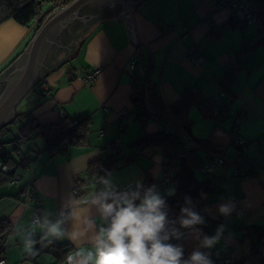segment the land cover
I'll return each mask as SVG.
<instances>
[{
    "label": "crops",
    "instance_id": "obj_1",
    "mask_svg": "<svg viewBox=\"0 0 264 264\" xmlns=\"http://www.w3.org/2000/svg\"><path fill=\"white\" fill-rule=\"evenodd\" d=\"M106 2L94 0L83 7L99 6L107 14L96 17L94 12L78 13L82 23L75 26L72 34L76 28L82 29L79 43L71 42V32L63 40L58 36V39L49 38L44 52H40L42 65L31 86L21 92L5 120L4 125L9 124L17 111L32 110L40 121L65 113L71 117H88L90 131L87 146H71L66 153L51 156L41 152L40 157L21 168L25 174L16 172V182L0 185V218L10 223L3 242L4 263L52 264L57 259L52 247L65 251L59 264H67V256H76L78 250L83 255L76 256L77 260L84 259L88 252H95L100 230L106 228L99 205L92 203L100 196L93 186L79 193L77 178L86 173L90 160L105 155L102 148L106 140L120 138L124 156L132 153L129 143L135 138L156 131L160 124L159 128L169 127L155 119L142 125L143 119L132 109L133 70L143 73L144 66L151 68V76L167 105L184 89H192L199 98H211L216 106L224 105L226 115L221 119L207 117L199 107V112L195 109L191 112L190 107L191 136L208 138L216 148L224 147L229 154L235 152L230 144L232 137L241 136L246 141L244 151L255 167V172L244 176L232 175L229 163L201 172L203 180L213 185L203 195V218L207 219L204 236L215 235L221 225L224 232L219 243L209 250L199 247L198 225L186 229L175 225L173 229L180 233L179 239L175 237L176 245L186 254L210 251L214 264L218 258L225 257L233 261L243 257L249 261L252 238L243 233L242 227L264 228V46L259 45L261 37L253 43L258 33L253 35L250 25L239 30L238 25L228 24L230 10L215 8L210 0H141L130 4L126 17L121 15L122 5L111 2L114 7L108 8ZM90 16L96 19L91 21ZM36 25L26 27L12 18L0 23V93L6 76L14 67L23 65L25 57L19 64L18 59L41 27L35 31ZM226 27L233 30L227 31ZM140 44L139 53L137 45ZM213 44L218 54L216 61L210 62ZM135 53L139 58L131 67ZM96 66L101 71L94 80L79 77L80 72ZM37 82L43 83L41 93L34 90ZM224 82L229 83L223 86ZM29 94L33 95L27 98ZM23 100H26L24 109L17 110V104ZM121 108L128 110L122 132L118 122ZM238 112L242 118L234 124ZM39 144L36 149L41 148ZM198 154L201 158L206 156L203 152ZM163 171L161 154L146 149L132 162L120 161L105 180L110 181L111 187L119 188L131 181L140 184L146 173L159 180ZM30 179L39 204L37 208H25L17 195ZM174 185L175 182L170 183L168 188L173 190ZM135 190L136 187L132 191ZM224 204L235 205L227 217L219 212ZM33 216L38 220L33 221ZM58 222L64 233L59 238L48 234V229ZM260 244L261 252L254 254L255 264L260 263L264 253V243ZM89 264H95L94 259Z\"/></svg>",
    "mask_w": 264,
    "mask_h": 264
},
{
    "label": "trees",
    "instance_id": "obj_2",
    "mask_svg": "<svg viewBox=\"0 0 264 264\" xmlns=\"http://www.w3.org/2000/svg\"><path fill=\"white\" fill-rule=\"evenodd\" d=\"M70 1L71 0H0V23L9 18L14 19L16 22L26 27H30L33 23H37L33 29L37 31L52 10L63 7ZM245 2L255 15V19L250 22H244L243 12L233 11V9L229 8L230 13L226 22L231 26L238 25L241 27V30H244L249 23L255 21L257 24V33L262 34L260 42L263 43L264 0H245ZM217 33L218 30L216 31V35ZM137 47L138 52L140 53L142 51V45H137ZM133 72L135 83L131 95L132 109L138 117L143 119L141 120L142 125L148 120L155 119L161 120V123L168 124L169 127L165 128L163 126V128H159L161 126L160 124L156 131L143 134L137 139L135 138L129 143L132 153H127L124 156H122L121 153L105 154L104 157L90 160L86 167V173L76 180V182L79 180L78 191L81 193L82 191L91 188L93 186L92 178L94 176H98L104 181L120 161L125 163L132 162L141 150H145L146 152V149H152L153 152L161 154L163 158V176L158 180L149 173H146L145 178L139 185H142V194L143 191H146L153 185L155 186L156 191L160 193L165 201V206L162 210L166 212L167 220L169 221L166 225V231L171 233L175 225H180L179 221L181 218H186L182 209L187 208L203 218V195L208 193L213 186L210 182L199 179V191L193 197L184 199H179L175 191L173 195H168V192L170 191L169 188L163 192L160 191L161 188H164L163 180L169 172L173 171V174L170 176V181L167 183H173L176 180L177 163L183 146V143L180 140L181 130L186 131L191 136L190 128L192 121L189 119L188 115L190 107L195 105L199 107L207 117L216 119H221L226 115L225 108L222 109V106L224 105H221L220 107L219 105L216 106L214 101L209 97H197L192 89H184L175 101L167 105L161 98L158 84L152 78L151 68L149 66H144L143 73L136 70H133ZM142 74L144 75V79L143 81H140L139 77ZM228 83L229 82H224L223 86H227ZM42 86L43 83L38 84L37 82L34 90L37 89L39 93H41L40 88H42ZM216 108H218V112L212 114L213 110ZM16 120H19L20 122L17 128V133L8 140L7 138L0 139V163L7 167L5 170L0 169V185L9 183L16 175L18 168H26L30 163L40 157L39 155L41 152H45L47 156H51L59 152L66 153L71 146L88 145L87 137L90 131V121L86 116L71 117L68 114L62 113L54 119L40 121L32 110L24 112L17 111L13 121L0 128V136L5 135L8 131L7 126ZM118 122L120 125V131L122 132L124 130L123 120H119ZM32 133L33 136L39 137L44 141V146L36 150H32L31 148L23 150L19 147V144L24 143L30 138ZM192 138L201 147L200 150H189L186 155L188 163L194 169L195 173L197 171L202 172L200 171V168L203 166V163L206 160L211 159V156L216 153L228 158L224 163H229L232 166L231 162H236L237 166L242 165L246 169L247 174L255 172V167L252 166L250 156L246 155L245 151L240 149L239 145L235 144V136L232 137L230 143L232 144L231 146L234 147V154L227 153L224 147L221 149L216 148L208 138ZM30 151H33L34 155H31L29 153ZM199 152L205 153L206 156L203 157L201 155L202 159L198 154ZM135 187L137 189V185H135ZM138 202L139 201H137V203ZM203 221L202 224H198L199 244L206 231L207 219L203 218ZM103 226L107 228L109 226V220L104 218ZM9 230L10 223L6 219L0 218V258L3 257V242ZM242 230L243 233L250 235L252 238L251 245L253 248L252 252L249 254L256 255L260 253V242L264 243V228L258 230L257 228L247 225L242 227ZM168 243L176 245V238L172 237ZM51 251L57 254V259L52 264H59L65 257V251H58L56 247H52ZM191 254L192 252L188 254L184 252L183 258L188 259ZM242 258L236 259L234 264H250L247 258ZM259 264H264V254L260 257Z\"/></svg>",
    "mask_w": 264,
    "mask_h": 264
},
{
    "label": "clouds",
    "instance_id": "obj_3",
    "mask_svg": "<svg viewBox=\"0 0 264 264\" xmlns=\"http://www.w3.org/2000/svg\"><path fill=\"white\" fill-rule=\"evenodd\" d=\"M103 183L109 185L110 181L104 180ZM133 189L129 192H106L92 200L93 204L99 205L102 216L109 220V226L100 230L94 253L88 252L84 259L77 260L76 256L83 255L78 250L76 256H67V264H89L93 259L95 264H214L210 251L197 250L184 259L183 248L168 243L172 237L179 239L180 233L176 229L171 233L166 231L169 221L162 210L165 201L154 185L143 191V194L142 185L138 184L135 191ZM173 194L174 190L168 192V195ZM234 209V204H224L219 207V212L227 217ZM182 212L186 216L179 221L182 228H191L204 222L200 215L187 208L182 209ZM223 232L224 226L221 225L215 235L204 236L199 247L213 249ZM48 234L57 238L64 235L59 222L48 229ZM75 235L73 233V238Z\"/></svg>",
    "mask_w": 264,
    "mask_h": 264
},
{
    "label": "water",
    "instance_id": "obj_4",
    "mask_svg": "<svg viewBox=\"0 0 264 264\" xmlns=\"http://www.w3.org/2000/svg\"><path fill=\"white\" fill-rule=\"evenodd\" d=\"M94 0H71L63 7L54 9L52 14L41 25L37 34L26 48V51L18 59V64L25 61L22 66L14 67L12 73L7 75L5 86L0 93V128L7 121V116L12 112L15 102L18 100L21 92L30 87L33 78L36 76L38 69L42 65L41 54L48 45V40L53 34L55 27H61L64 20L71 18L72 13L77 14L76 10L80 9L89 2ZM107 7L113 8L111 2L122 5L124 10L122 16L126 17V12L130 4H136L141 0H107ZM51 33V34H49ZM6 120V121H5ZM200 189V180L194 169L189 165L186 155H179L177 163V175L174 185V191L179 199L191 198Z\"/></svg>",
    "mask_w": 264,
    "mask_h": 264
},
{
    "label": "built area",
    "instance_id": "obj_5",
    "mask_svg": "<svg viewBox=\"0 0 264 264\" xmlns=\"http://www.w3.org/2000/svg\"><path fill=\"white\" fill-rule=\"evenodd\" d=\"M210 1L213 3L215 8H231L233 9V11L243 12L244 22H250L255 19V15L252 13L250 8L247 6L245 0H210ZM137 52H138V49H137ZM138 58H139L138 53H135L131 59V67H133L137 63ZM100 71H101V67L99 66L92 67L91 69H87V70L80 72L79 77L85 81H91V80H94L98 76ZM143 79H144V75L142 74L139 77V80L142 81ZM133 82L135 83V79H133ZM127 114H128V110L126 108H121L120 110H118L119 120H124ZM238 116H240V113H238ZM103 133H104V129H101L100 134H103ZM181 141L183 143V147H182L183 149L180 155H183V154L187 155L188 151L191 149H194V150L201 149L200 145L196 141H194L193 138L186 131H183L181 135ZM234 142L235 144L240 146V149L242 150L245 149L246 142L241 136L235 137ZM102 151L107 154H114V153L122 154L123 150H122V142L120 141V138L115 137V138L106 140L103 145ZM225 160H228V158H226L224 155L216 153L213 156H211V159L206 160L203 163V166L200 168V171L206 172L212 168L217 167L218 165L223 164ZM231 163H232V169H231L232 175L244 176L247 174L246 169L242 165L237 166L236 162H231ZM0 169L5 170L7 169V167L6 165H2L0 163ZM172 174H173V171L169 172V174L165 176L163 180L164 188L163 189L161 188L160 191L163 192L169 187V184L171 182L170 183H167V182L170 181V176ZM16 179H17V176H14L11 179V182L16 181ZM92 183H93L94 192L98 196H101V194L103 193L113 192V191L117 193L118 192H129L136 185L135 182L131 181V182H128L120 186L119 188L111 187L110 185H105L103 183V180H101L98 176H94L92 178ZM18 197L25 208L29 206H32L33 208H37V206L39 205L37 197L34 191L32 190V180L31 179L28 180L24 188L18 193ZM36 220H38L37 217L33 216V221H36ZM0 264H5L3 257L0 258ZM216 264H234V261L231 258H222L221 260H218Z\"/></svg>",
    "mask_w": 264,
    "mask_h": 264
},
{
    "label": "rangeland",
    "instance_id": "obj_6",
    "mask_svg": "<svg viewBox=\"0 0 264 264\" xmlns=\"http://www.w3.org/2000/svg\"><path fill=\"white\" fill-rule=\"evenodd\" d=\"M94 7V6H93ZM87 8V7H86ZM228 10H229V8H227ZM93 11H94V13H95V16L97 15V16H100V14H102L105 10H102V7L100 8L99 6H95L94 8H93ZM103 11V12H102ZM83 12V11H82ZM103 14H107V13H103ZM80 16V14H73L72 15V19L73 18H77V17H79ZM96 16V17H97ZM83 17H85L84 19H87V17L88 16H83ZM96 17H94L93 19H96ZM89 19H91V21L93 20L92 18H91V16L89 17ZM69 20V18L68 19H66V20H64L63 21V23H62V25H61V27L60 28H58V26L57 27H55V29H54V32H53V34H55L54 35V37L55 38H57V36L61 39V40H63L64 39V36L66 35V34H68L66 31H64V30H62L61 31V33L59 34V30L60 29H62L63 27H64V25L67 23V21ZM86 21V20H85ZM80 23H82L80 20H79V22H77V21H75V26L76 25H78V24H80ZM248 25H250V27H251V29H252V34L253 35H255L256 33H257V24H256V22L254 21V22H251V23H249ZM230 27V26H229ZM229 27H226L225 28V30L227 29V31H232L233 29H231V28H229ZM235 29H236V27H235ZM237 29H239V30H241V27H239L238 26V28ZM73 32H71V34H72ZM49 34H51V33H49ZM73 35H75L74 37H73ZM73 35H71V42L73 43V44H76V43H79V40H80V38H81V36H82V29L81 28H76V30H75V33L73 34ZM262 36V34H258V35H256L253 39H254V42L253 43H255V42H257L258 41V39L260 38ZM260 46H264V42L263 43H261V44H259ZM263 52H264V50H262ZM218 54V51H216L215 52V44H213V46H212V51H211V53H209V56H210V62L213 60V61H216V55ZM75 61L73 60V63H74ZM33 94H29L28 96H27V98H29V97H31ZM25 101L26 100H23V102H19L18 104H17V110H23L24 109V107H23V105H24V103H25ZM195 109V111L196 112H199V110H198V107L196 106L195 107V105H192L191 106V112L193 111ZM191 117H192V115H191ZM193 118V117H192ZM242 118V116H238V117H236L235 119H233V122H234V124H237L239 121H240V119ZM238 119V120H237ZM18 120H16L15 122H13V123H11L10 125H8L7 127H8V131L5 133V135H2V136H0V139H3V138H7V140L8 139H10L14 134H16L17 133V128H18V126H19V124H18ZM34 133V132H33ZM33 133L31 134V137L30 138H28L24 143H21V144H19V147L20 148H22L23 150H26V149H32V150H36V148H37V144H39V146L42 148L43 147V144H42V139L41 138H39V137H36V136H33ZM31 155L33 154L34 155V152L33 151H30L29 152ZM105 154H107V153H105ZM101 157H104V155L103 156H101ZM17 172L19 173V174H21V175H23V174H25V171L23 170V169H21V168H18L17 169ZM196 175L199 177V179L200 180H203L204 178V176H203V174L201 173V172H199V171H197L196 172ZM206 233V232H205ZM249 256V261L251 262V263H254L255 264V257H254V254H250V255H248ZM257 257V256H256ZM225 258H229V257H225ZM219 260H221V258H218Z\"/></svg>",
    "mask_w": 264,
    "mask_h": 264
},
{
    "label": "flooded vegetation",
    "instance_id": "obj_7",
    "mask_svg": "<svg viewBox=\"0 0 264 264\" xmlns=\"http://www.w3.org/2000/svg\"><path fill=\"white\" fill-rule=\"evenodd\" d=\"M87 6H85V7H81L80 9H78V10H76V12H77V14L78 13H83L82 11H84V12H88V13H92V12H94L93 11V6H89V7H87ZM75 21H77V22H79V19H78V17L76 18H73L72 19V17L71 18H69V20L67 21V23L64 25V27L62 28V29H60L59 30V34L61 33V31L62 30H64V31H66L67 33H70V32H72L73 30H74V28H75ZM73 35V34H72ZM59 38V37H58ZM57 38V39H58ZM60 39V38H59ZM42 68V67H41ZM41 70V69H40Z\"/></svg>",
    "mask_w": 264,
    "mask_h": 264
}]
</instances>
